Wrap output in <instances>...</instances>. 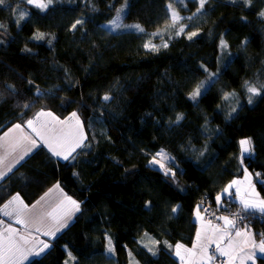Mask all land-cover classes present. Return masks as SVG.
<instances>
[{
	"label": "trees",
	"instance_id": "trees-1",
	"mask_svg": "<svg viewBox=\"0 0 264 264\" xmlns=\"http://www.w3.org/2000/svg\"><path fill=\"white\" fill-rule=\"evenodd\" d=\"M170 1L55 0L43 13L23 0L0 6V137L41 111L60 119L76 112L88 145L67 162L47 148L34 150L0 181V208L16 194L30 205L57 183L80 203L68 225L48 236L49 249L26 264H180L175 246L194 242L197 206L202 218L207 200L218 207L217 195L245 168L264 198V92L249 104L245 87L264 84V0H209L183 33L163 35L166 48L145 49L146 33L170 24ZM125 2L124 22L144 32L103 27ZM18 7L30 12L19 26L11 11ZM198 7L187 0L180 13L192 17ZM77 19L83 25L70 30ZM191 32L198 35L189 40ZM38 33L43 40L34 39ZM208 73H217L215 83L193 102L189 94ZM225 93L235 95L225 100ZM105 94L112 99L103 101ZM246 136L252 153L242 155ZM161 149L174 158V179L149 164ZM222 200L221 209L239 210L231 196ZM257 217L236 225L262 240L264 219ZM106 236L114 254L106 252ZM215 250L208 252L214 263L225 264ZM256 264H264V254Z\"/></svg>",
	"mask_w": 264,
	"mask_h": 264
},
{
	"label": "snow or ice",
	"instance_id": "snow-or-ice-1",
	"mask_svg": "<svg viewBox=\"0 0 264 264\" xmlns=\"http://www.w3.org/2000/svg\"><path fill=\"white\" fill-rule=\"evenodd\" d=\"M55 0H24L26 5L33 6L35 9H38L40 12H46L51 5H53ZM178 3L183 2V0H177ZM193 2H198L199 7L196 9V12L193 13L192 17H188L187 19L191 20L197 16V14H202V10L204 9L205 5L209 2V0H193ZM233 3H237L238 0H232ZM244 5L250 6L251 0H243ZM7 4V0H0V6H4ZM127 3H125L124 7L117 9V15L109 22V24L104 25L103 27L108 31L114 32L117 30L122 29H130L133 31L144 32V28L140 24H132L127 25L122 23L124 15L126 14ZM167 9L171 14V24L168 27H174L178 20L181 18L178 16V13L173 9L172 3L167 4ZM13 13H18L17 17V25L21 21H24L26 18L30 16V12L26 9L14 8L11 9ZM259 17L264 19V10L259 12ZM84 21L82 19H77L72 25L70 30H75L78 26L83 25ZM5 26L0 24V29H3ZM185 31L184 26H180L179 29L175 32V35H180ZM159 31L157 32V35ZM197 32H191L188 34L187 38L191 40L194 36H197ZM34 39L43 40L44 34L38 33L34 36ZM171 39V36H169ZM244 43H247L245 41ZM163 47H167L168 44L165 42ZM145 49L150 51H158L159 45H150L149 43L144 44ZM221 49H226L228 47L227 43L221 38L220 41ZM207 71V69H205ZM217 73H208V78L204 81H201L196 88L189 94V99L193 102L197 101L198 97L204 95V93L208 90V88L215 83V77ZM31 84L32 82L29 81ZM246 91L248 95V103L251 104L253 102V98L255 96L261 95L264 92V84L255 86L249 84L248 81H245ZM6 88L10 92H14V88L11 85H7ZM37 95L42 96L44 93L37 89ZM235 95V93H225L224 99H229L230 96ZM112 97L109 94H105L102 97V100L107 102L110 101ZM25 108L31 107L30 104H25ZM237 109L234 107L232 112H236ZM231 115V113H229ZM51 117L52 121H55L58 124L63 125L64 121H59L58 118L53 116L51 112H39L36 114V120L40 117ZM71 117L75 120V125H69L68 129L61 127L56 129L50 125V122L46 121L40 127H37L34 123V120L30 119L26 121V126L31 129V132L34 135H24L19 139L15 140L12 144V151L14 152L17 147L20 145H25L24 151L22 155H19L18 159H15L14 162L7 164V172L0 171V180H2L7 173H12L18 166L22 164L26 157L29 156L34 150H40L43 148H47L48 152L51 154V157L58 158L63 161H70L75 160L76 155L80 154L78 150L83 151L88 145L85 143L86 136L84 135L83 126L77 117V113L73 112ZM183 119L182 114H178L176 116L175 123L179 124V122ZM14 129H21V124H15L12 128H9L8 132L4 133V136L7 137L10 132ZM240 151L241 154H250L252 152V143L250 138H245L239 141ZM204 153L200 152L202 156ZM7 155L0 156V166L5 165V161L7 159ZM174 160L173 157L167 155L163 149L160 152L156 153V155L150 160V166H159L160 170H163L165 176H171L173 179L176 176V172L173 171V164L171 163ZM167 162V163H166ZM241 163H243V159H241ZM245 173V181H247V188L244 190L243 194H241V189L238 185L241 183L240 181L233 180L229 185H227L223 189V193L228 194L231 196L230 189L236 187V196L240 203V208L237 213L233 214V218L229 216H219L217 217L218 220H222L224 222V235H230L227 231L228 228H235L237 220L247 219L248 217H257L264 219V198H261L259 193L256 191L255 185L252 183V178L248 173V170L244 169ZM258 176L260 174H257ZM59 184L53 186L55 189H59ZM53 189H49L48 192L44 194L43 197L36 204L31 206V210L29 209L28 205H25L24 202L21 200L18 194L12 195L11 199L8 200L0 211H2L3 216L14 218L15 223L22 225L23 227L27 228L29 225H47V230L43 232L45 236H55L56 233L60 232L61 229L65 228L68 225V221H70L75 213L80 212V203L71 199V197L65 196L60 203L55 204L54 206H50L49 209H45L41 207V209L36 210V205L40 204L41 201L45 200ZM18 202V203H16ZM223 200L221 195H217L216 197V204L218 209L222 206ZM15 204V206H13ZM146 207H150V204H146ZM199 207L197 206L196 210V217L200 218V211ZM179 211V206H175L172 208V213L176 214ZM50 222V224L48 223ZM4 221L0 220V224H3ZM211 225V221L208 222ZM216 232H219V228L213 229ZM5 233H8V236H5L4 233H0V264H21L22 261L29 260L30 256L40 257L45 251L49 248V244L43 241H40L41 246H34L31 248L25 247L29 244V240L25 235H19L18 238L14 239L13 237L17 234V230L12 228L9 224L8 227L4 230ZM36 231L40 232L41 228L36 227ZM236 237H244L243 243L247 245L250 240H252V234L250 230L248 231H241L236 229L235 231ZM201 234L200 231H197V240H200ZM223 240V235L220 237ZM107 240V247L106 252L108 254H114L115 249L112 246V240L110 237L106 236ZM211 242V241H209ZM156 241H152V244H156ZM233 242L229 239V247L231 248ZM170 247V246H169ZM183 247L181 244H177L175 246V255L180 257L182 264H189V261L185 260V257L181 255L180 249ZM197 245L194 244L193 248H196ZM252 247L258 248L260 253H264V239L260 240L259 244H256L254 241L252 242ZM217 248L220 252L221 256H229L230 259H234L230 255V253L224 249L219 248V244H217ZM152 252L153 255H156V252L153 251L152 248L148 249ZM202 250V257L200 264H206L207 261L213 260V256L208 254L207 246L201 245ZM189 251L190 250H186ZM190 254H192L190 252ZM131 253L129 252V257H131ZM69 256L71 254L69 253ZM248 260H253L252 255L247 256ZM31 264V262H30ZM130 264H132L130 260Z\"/></svg>",
	"mask_w": 264,
	"mask_h": 264
},
{
	"label": "rangeland",
	"instance_id": "rangeland-1",
	"mask_svg": "<svg viewBox=\"0 0 264 264\" xmlns=\"http://www.w3.org/2000/svg\"><path fill=\"white\" fill-rule=\"evenodd\" d=\"M24 1V0H23ZM187 0H183V2H180L178 3L177 0H171L169 3H172L173 5V9L178 13V16L181 18L180 20H178L177 24L174 26V27H168L167 26V29H160V30H157L156 32H149V33H146V40H147V43H149L150 45L154 44V45H162V43L164 42V39L165 36H163L165 33H167V31H170V29H173V28H177V30L179 29L180 26H184L185 28V25L188 21V17L189 16H185V15H182L180 13V8L183 7L185 5V2ZM126 3V2H125ZM125 3H123V5H121L118 9L124 7ZM199 5V4H198ZM128 9H126V12H127ZM196 12V11H195ZM194 12V13H195ZM117 15V12L116 14L114 15V17ZM200 15V14H197V16ZM193 16V14H192ZM113 17V18H114ZM170 17H171V14H170ZM112 18V19H113ZM111 19V20H112ZM110 22V21H109ZM109 22L105 23L104 25H107L109 24ZM122 23L124 24H127V25H132V24H136V23H126L124 22V19L122 20ZM171 24V22H170ZM124 30H130V29H122V31ZM159 31V34L157 35V32ZM220 38V36H219ZM158 39V40H157ZM157 40V41H156ZM221 41V39H219V42ZM227 51V48L226 49H223L222 50V58L225 59L223 56H225L224 54L226 53ZM204 81V80H203ZM43 112H47V111H43ZM39 113V112H38ZM55 116V115H53ZM56 117V116H55ZM77 117L79 118L80 122H81V119L80 117L77 115ZM36 118V114H34L32 116V120H34V123L36 124L37 127H40L42 124H44L46 121L50 122V125L56 129H59L61 127L65 128V130L68 129L69 125H75V120L71 117V114L64 117V119H60L58 117V120L59 121H64L65 123L63 125L61 124H58L56 123L55 121H52V118L51 117H47V116H44V117H40L38 120L35 119ZM30 120V119H29ZM82 124V122H81ZM15 125V124H14ZM13 126V125H12ZM12 126L10 128H12ZM9 130V129H8ZM8 130L6 132H8ZM83 131H84V128H83ZM24 135H34L32 132H31V129H29L26 124L25 126L22 125V130L21 129H14L12 132L9 133V135L7 137L4 136V134L0 137V156H5L6 154H9L10 155H7V159L5 161V165L3 166H0V171H4V172H7V164L8 163H12L14 162L15 159H18L19 155H22L23 154V151H24V148H25V145H20L19 147L16 148V150L13 152L12 151V144L15 142V140L19 139L20 137L24 136ZM84 135L86 136L85 134V131H84ZM87 138V136H86ZM245 138H250V136H246L242 139H245ZM241 139V140H242ZM87 141V139H86ZM85 141V143H86ZM251 143H253V141H251ZM34 152V151H33ZM241 153V151H240ZM252 153V152H251ZM250 153V154H251ZM248 153L246 154H243V155H247ZM249 175L251 176V178L254 177V174L250 171H248ZM9 173L6 174V176L8 175ZM245 174V173H244ZM5 176V177H6ZM244 178H245V175H244ZM3 180V179H2ZM1 181V180H0ZM230 184V183H229ZM228 184V185H229ZM48 192V191H46ZM45 194V193H44ZM44 194L41 196L43 197ZM58 196V193H57V189H53V191L47 196L45 197V200L44 201H41L40 204H37L36 205V210H39L41 209V207L47 209V207H50L52 205H55L56 203H60L57 202L59 199L57 198ZM41 197L39 198V200L41 199ZM65 197V196H64ZM64 197L62 198V200L64 199ZM21 198V197H20ZM22 200V198H21ZM38 200V201H39ZM61 200V201H62ZM23 201V200H22ZM24 202V201H23ZM18 203V202H16ZM35 203V202H34ZM25 204V203H24ZM33 204V203H32ZM15 206V204L13 205ZM29 206V209L31 210V204L28 205ZM14 218H9V217H6V216H3L2 214V211H0V220H3L4 223L3 224H0V233H4L5 236H8L9 234L8 233H5V229L8 227V225L10 224L12 226V228L16 229L17 230V234L13 237L14 239L18 238L19 235H25L27 236L28 240H29V244L26 245L25 247H28V248H31V247H34V246H41L42 247V244H40V241H43L45 243H48L50 245V242L48 241V236H45L43 235V232L45 230H47V225H29L27 228L23 227L22 225H19V224H16L15 223V220H13ZM50 224V222H48ZM36 227H40L41 228V231L40 232H37L36 231ZM49 249V248H48ZM35 258V256H30L29 257V260L30 259H33ZM22 261L21 264H26L28 263V261ZM66 264H69V260H67Z\"/></svg>",
	"mask_w": 264,
	"mask_h": 264
},
{
	"label": "crops",
	"instance_id": "crops-1",
	"mask_svg": "<svg viewBox=\"0 0 264 264\" xmlns=\"http://www.w3.org/2000/svg\"><path fill=\"white\" fill-rule=\"evenodd\" d=\"M238 181L241 182L238 185V187L241 189V194H243L244 190L247 188V181H245L244 176L239 178ZM253 181L254 180L252 178V183H253ZM255 187H256V185H255ZM49 189H55V188H53V186H52ZM256 191L258 192L257 188H256ZM230 192L232 194L231 197H232L233 202L236 204H240L239 200L237 199V196H236V187L231 188ZM57 193H58L57 198L59 199L57 202L61 201L64 196H67V194L62 190L61 187H59V189H57ZM223 195L229 196L228 194L221 193V196H223ZM259 195L262 198V195L261 194H259ZM67 197H69V196H67ZM39 198L36 200V202L39 200ZM36 202L31 204V206L36 204ZM52 206H54V205H52ZM47 209L50 210V207H47ZM224 228H225V225L223 222V227L222 228L220 227L219 228L220 231L216 232L213 230L214 227L211 226L206 221H204L203 218L200 216L199 223L197 226V231L198 230L200 231L201 238H200V240H197V233H196V236L194 238V242L190 246H188L187 248L183 246L180 249L181 255L185 257V260L189 261V264H200L201 257H202L201 245L207 246V243H212L215 245L217 250H218L217 244H219L220 249H224V250L228 251L230 253V255L232 257H234V259H230L229 256H225L228 260L225 264H256V257L262 256V254H264V253H260L258 248L254 249L252 247V242L254 241L256 244H259L260 239L255 237L254 234L252 233V231H250L252 234V240H250L249 243L247 245H245L243 243L245 238L244 237H236L235 231H236V229H239L241 231H248V230H245V229H243V227H238L236 225L235 228H228L227 229V231L230 235H224ZM222 235H223V240L220 239V237ZM229 239H231L233 242V245L231 248L229 247ZM209 241H211V242H209ZM194 244L197 245L196 248H193ZM186 250H190V252L192 254H190V252L186 251ZM218 254L220 255L219 250H218ZM248 255H252L254 259L248 260L247 259ZM176 258H177L178 262H180V264H182L180 257L176 256ZM206 264H217V263L216 262L214 263V260H211V261H207Z\"/></svg>",
	"mask_w": 264,
	"mask_h": 264
},
{
	"label": "built area",
	"instance_id": "built-area-1",
	"mask_svg": "<svg viewBox=\"0 0 264 264\" xmlns=\"http://www.w3.org/2000/svg\"><path fill=\"white\" fill-rule=\"evenodd\" d=\"M204 211H203V218L206 222L211 221V223L216 224L217 226L221 224V220H218L217 217L221 216V215H226L229 216L230 218H233V214L237 213V211H235L232 207H228L226 209H221V207L218 209V207H215L214 205H212L208 200L206 201V203L204 204ZM258 217H255V219ZM246 221V222H245ZM250 219H241V220H237V223H247L250 222ZM208 252L210 253H215V247L213 245H208L207 247ZM223 263L226 262L225 258H221L220 259Z\"/></svg>",
	"mask_w": 264,
	"mask_h": 264
}]
</instances>
